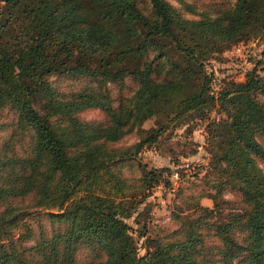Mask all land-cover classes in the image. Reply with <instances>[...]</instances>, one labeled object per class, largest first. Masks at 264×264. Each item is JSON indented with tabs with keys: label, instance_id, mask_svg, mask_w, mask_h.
Segmentation results:
<instances>
[{
	"label": "trees",
	"instance_id": "obj_1",
	"mask_svg": "<svg viewBox=\"0 0 264 264\" xmlns=\"http://www.w3.org/2000/svg\"><path fill=\"white\" fill-rule=\"evenodd\" d=\"M0 13V109L10 106L15 125L31 131L23 153H0V264H92L77 260L82 245L98 246L107 264H264V74L255 66L214 94L204 69L212 53L252 36L261 38L264 55V8L256 18L254 0H234L188 18L168 0H0ZM52 74L89 81L64 92ZM127 79L132 95L115 103L110 84L121 93ZM216 102L226 117L207 124L210 166L246 208L212 219L218 203H197L177 214L178 236L150 238L153 248L139 254L126 219L161 173L150 169L139 185L125 184L112 161L157 141L168 120L205 115ZM90 107L107 114L105 126L78 116ZM144 117L159 126L133 150L97 141L123 136ZM25 196L29 205L12 202ZM33 210H44L52 228L22 245L33 231L15 229ZM212 236L216 243L207 245Z\"/></svg>",
	"mask_w": 264,
	"mask_h": 264
},
{
	"label": "rangeland",
	"instance_id": "obj_2",
	"mask_svg": "<svg viewBox=\"0 0 264 264\" xmlns=\"http://www.w3.org/2000/svg\"><path fill=\"white\" fill-rule=\"evenodd\" d=\"M168 1L183 16L197 18L204 13L214 14L217 10L228 7L234 0ZM263 8L264 0H254V17L259 18ZM2 18L3 14L0 13V21ZM262 49L261 38L252 36L228 44L221 51L212 53L204 61V69L210 75L211 92L217 94L230 80H243L245 73L255 66L257 72L263 75L264 71L261 70L264 65ZM168 53L172 58L178 56L172 47H169ZM49 78L57 88L64 92L76 89L89 81L84 77L57 74H52ZM134 87V82L127 79L122 92L119 93V87L116 84H110L115 103L121 98L127 101L132 95ZM77 114L80 118L99 123V127L108 123L107 114L96 107L82 109ZM196 115L198 114H187L181 115L177 119L164 120L162 123H166L167 120L169 123L158 136L157 141L144 145L134 156L119 155L112 161L113 171L121 174L125 179V184L139 185L141 177L150 169L161 173L159 184L155 185L150 194L137 206L136 201V210L132 216L126 219L131 226L130 230L136 240L139 254H144L147 246L153 248L149 243L150 238L164 242L178 236L181 224L177 214L190 213L197 203L209 207H213L215 202L218 203L219 213L215 212L212 219L216 217L226 219L230 213L242 211L247 206L241 200L239 193L225 181L224 176L212 169L209 162L210 155L207 150L210 144L207 142V124L225 118V111L216 102L207 109V114ZM15 123L16 113L10 106L0 109V153H3L4 150L23 153L27 149L31 131L27 128H19ZM158 124L156 118L144 117L123 136L113 140H103L100 137L97 141L103 142L105 148L118 152L127 147L133 150V145L146 133V130ZM258 161L264 169V161L260 158ZM222 180L223 182H221ZM12 202L22 207L30 203L27 196L15 198ZM26 226H30L33 235L23 240L22 245L29 246L33 245L39 237L41 228L51 231L52 223L44 210H33L22 215L15 232L24 231ZM216 240L217 238L212 236L206 238V243L207 245L214 244ZM25 255L29 257L28 250L25 251ZM75 256L78 261L107 264L105 253L96 245L78 247Z\"/></svg>",
	"mask_w": 264,
	"mask_h": 264
}]
</instances>
